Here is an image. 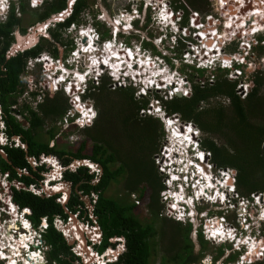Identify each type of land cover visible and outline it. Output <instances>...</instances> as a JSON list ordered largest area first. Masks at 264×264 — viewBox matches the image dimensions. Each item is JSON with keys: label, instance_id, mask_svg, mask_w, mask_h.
I'll use <instances>...</instances> for the list:
<instances>
[{"label": "trees", "instance_id": "trees-1", "mask_svg": "<svg viewBox=\"0 0 264 264\" xmlns=\"http://www.w3.org/2000/svg\"><path fill=\"white\" fill-rule=\"evenodd\" d=\"M67 1L50 0L35 11V14L38 15L39 21H43L52 14L65 10ZM182 1L185 0H176L174 6L184 8ZM186 1L192 9L201 13L211 11L212 0ZM86 5L87 0L73 2L71 13L62 21H58L57 27L51 30L52 44L49 45V42L42 38L38 44L8 59L6 52L13 42L11 32L14 26L20 24V19L14 15V8L11 9L7 21L0 23V102L5 114L9 111L10 104L16 102L18 92L22 91L20 74L23 72L26 59L41 53L44 49L58 56V49L54 43L71 44V42L61 41V32L71 24L79 23L80 13ZM25 8L22 7L23 12L26 11ZM145 45L151 44L145 41ZM233 48H235V42L227 49L232 51ZM101 62L94 58L93 67L98 68L101 64L100 67L105 68ZM107 62L106 58L105 65ZM259 62L261 64L250 74L249 91L244 98L236 93L237 80H229L221 74L212 81L188 78L190 81L188 96L172 95L170 98L163 99L156 91L152 96L160 102L165 114L177 115L183 122L192 123L198 128L200 147L210 153V161L216 167L229 169L235 178L236 191L242 196L253 191H264V150L262 148L264 143V60ZM187 66L194 68L191 65ZM195 68L194 71L198 72L201 78L202 68ZM215 71L223 70L218 68ZM97 88L95 106L98 116L92 125L83 129L86 136L80 141L75 151H54L53 148L48 147L47 143L36 140L31 142L28 151L34 154L54 152L60 156L66 154L78 159L88 158L102 166L103 174L96 186L90 184L93 174H89L87 168L83 166L77 173H67L66 178L73 182L82 181L79 188L84 194H88L90 189L100 190L96 208L100 214L99 221L105 238L126 235L132 253V255L129 254L128 259L135 264L138 260L137 245H139L135 243V239L141 233L138 226L134 224L136 220L131 212L136 204L129 201L124 204L119 199L106 197L104 191L111 181H117L119 177L125 175L123 177L126 179L125 188L128 192L137 191V185L141 184L140 196L147 194L149 209L159 210V191L162 184L152 153L159 150L161 145L163 125L158 117H152L150 113V115L139 116V110H145L150 100H137L134 96V87L118 86L116 91H111L106 83L102 82ZM66 107L67 101L61 91L47 93L45 100L39 103L38 111L30 112L29 122L33 127L40 126L46 119L62 116ZM7 118L14 132L24 133L20 125L15 122V117L9 114ZM48 133L50 138L55 135L53 128H50ZM27 137L30 139L29 135ZM88 140L93 141V144L89 152H85ZM18 153L13 151L12 154L17 157ZM14 160L12 163L14 166H27L23 159L16 162ZM69 160L64 158L63 161L67 163ZM117 160L119 165L111 168L109 164ZM1 165L3 170L10 168L12 174H16L5 161H1ZM25 181L29 182L31 179L27 178ZM12 190L14 201L20 206L29 207L32 211L31 219L34 224L38 222L40 216H51L61 210L52 198H42L30 191ZM71 201L73 204L79 202L78 196ZM125 226L128 228V234H125L126 230L123 229ZM58 235L53 227L45 233V238L53 247L51 258H57L58 254L67 253L68 250L66 242L59 237L61 235ZM140 252H144L146 258L148 252L144 247H140ZM59 260L62 264H71L68 259L59 258ZM260 264H264V260Z\"/></svg>", "mask_w": 264, "mask_h": 264}, {"label": "flooded vegetation", "instance_id": "flooded-vegetation-1", "mask_svg": "<svg viewBox=\"0 0 264 264\" xmlns=\"http://www.w3.org/2000/svg\"><path fill=\"white\" fill-rule=\"evenodd\" d=\"M48 1H45L43 4H40L39 6L33 9H35V11L39 10ZM0 6H2L1 0ZM16 6L18 7V12L23 13V6L26 7L25 9H32L29 7L30 0H14V2L11 4V7L14 8V15L20 19L21 24V18L19 17L20 14L16 15ZM2 10L3 8H1V11ZM127 13L133 14V12L130 13V11ZM0 14V16L6 18V22L10 15V12L8 14H5L4 9L3 12ZM120 14H123V12H120ZM20 24L13 27V30L11 32L13 37L14 30L16 28L21 27ZM110 24H112L111 26L114 27L113 23ZM126 25H129V28H125ZM132 25L133 23L131 18L129 23H122L121 33L125 34L124 37H130L132 34L137 32L135 31ZM80 36V38H76L75 40L79 48L76 50L75 57H72L70 59L72 61H69V63L75 64V66L72 69H69L68 67H66L65 63L59 62V67H57L56 69V72L59 71L60 76H65L61 83L62 85L64 83L65 85H67V82H65L66 79L71 80L72 86L70 89V95H67L71 99V106L69 108H75L76 106L78 111L86 108L84 106V103L88 105V107L90 106V103H86V101H83L80 97V94L85 93V90L81 89V85L86 81L87 76H90L91 74L92 78L90 81L94 82V80H96L97 78L96 75H99V73H97L98 70L100 71L101 75L104 74V71L106 70V68H108V66L105 65L106 58L110 63L112 61H119L122 62V65L128 64L127 62L130 61L127 60L129 59H134L133 61H135L136 63H138L139 61H143L142 58L145 60L147 59V57L145 58V56L143 55H140V58L138 54H134L133 52L129 54L124 53L127 58H123V56H121L123 52H121V50L119 51L117 49L118 47L115 49V43L111 42L110 39L102 40L99 37H93L88 29L83 30L82 35ZM187 40L190 42L193 41L192 36L188 37ZM121 45L126 46L127 49H131L130 46H132L134 50L141 51L142 53L146 52L142 41L139 45L135 43V46H133L132 43L129 44V42L127 41L121 42ZM75 46L76 45L74 44L73 48ZM88 48H90V51H88ZM82 57L85 59V70H82L84 68L79 69V66L77 64L80 59H82ZM94 58L99 59V61H102L101 63L104 64L105 68L100 67L101 64L98 68L95 65V67H93L92 62ZM122 65L121 67L123 68ZM162 65L164 64L162 63ZM127 66L123 68V70H126ZM52 67H54V64L52 65ZM110 68L112 70V67ZM82 73H85V78L81 77V75H83ZM88 90L90 92V87L88 88ZM58 91L65 93L62 90H57L55 92ZM27 94L28 95L26 96L22 95L21 92H18L16 96V102L14 104H10L9 111L6 114L4 113L2 104L0 102V172L1 174L5 175L11 183L14 181L17 183L11 185L10 192L12 198V189H15L16 191H30L34 195L40 196L42 198H52L54 202L58 204L61 208L60 211L53 213L51 216H40L38 222L34 224L31 219L32 211L30 210V208L20 206L13 199V201L19 206L20 209H25V211H23L24 216L27 220L30 221L33 229H41L46 226L43 230H41L42 239L44 243L42 245L37 243L33 239L31 234L30 239L32 238V242L29 243L30 248L33 249L34 252L37 253L39 256L42 255L43 258L47 260V264H62L59 258L68 259L71 264H101L91 259L88 253H86L88 255L86 257L89 258V260H86V257L84 255L81 254L84 257L83 259L81 255L74 251V248L78 241L84 240L86 248L88 246L91 251L98 252V254H102L108 249L111 250L112 253H110L109 256L108 254H104L102 258L104 261L103 264H134L128 259L129 254L132 255V253L129 249L128 237L126 235L122 234L121 236H115L112 238H110L109 236L105 238L104 230L102 229L99 221L100 214L96 208L98 192L100 190L90 189L88 194H84L79 188L82 181L73 182L72 180L66 178L67 173H77L80 167L83 166L87 168L89 174H93V179L92 181H90V184L96 186L99 183L103 174L102 166L98 162L88 158L78 159L66 154L60 156L54 152H40L38 154H34L28 151L31 146L30 144L33 140L47 143L48 147L53 148L54 151H60L64 149H57L55 147V143L49 145V140L52 141L54 136L52 138L49 137L47 141H43L40 139L37 131L38 129L42 130V126L44 125L45 121L40 126L33 127L30 124V112L35 110H33L24 101H28L29 98L35 99L36 93L35 90H31L28 91ZM46 94L44 98H42L41 102L45 100ZM77 101H80L82 106H80V102L77 103ZM18 102H20L21 104H18ZM71 111H73V109H71L70 112ZM9 114L13 117H15V115H19L18 118H15V122L20 125L24 133L14 132L13 127L7 118L9 117ZM88 116L89 115L86 112L84 114V117L86 118ZM27 135L30 136V139L27 137ZM13 151L19 152L17 157L12 154ZM64 158H69L70 160L65 163L63 161ZM13 159H15L14 162L23 159L26 162L27 166H14L12 165ZM79 160L86 161V164H78L76 166L72 165L74 161ZM1 161H5L8 165H10L16 174L13 175L10 168H6L5 170H3ZM87 161L91 164H87ZM96 164H99L101 166V171L95 167H92V165ZM210 173L213 176H211ZM210 173L209 177L211 181H213L216 186L218 185L217 188H219L220 184L217 183L215 179L216 175L218 176V172H212L211 170ZM27 178L31 179V181L26 182L25 180ZM94 180H97V182L94 183ZM163 180L165 181V179ZM66 182L70 183L68 191H66V188L64 186V183ZM140 187L141 184L137 185V195L134 193L135 191L131 192V197L137 198L134 199L136 206L133 207L131 210L134 219L136 220L134 221V224L138 226V229L141 231L138 238L135 239V243L139 244L137 245L138 260L135 264H233L239 257V250L233 246L234 239L226 240L224 238H220V240H215L211 237H208L207 234L204 232L205 224L207 225L210 222H206V218L208 215H211L212 218H216L219 221L220 224L218 225V227L221 229L223 234H226L227 232L229 234H232V231H236V229L240 231L241 224L237 221V217L234 218V226H230L229 224L230 227L234 228L233 230H231V228L227 227V224L225 223V216L229 213L225 214V212L219 210L215 211L214 207L210 206H204L201 209L198 208L196 218L193 219L169 218L163 216L164 214H162V212H159V210L151 211L149 208L148 209L150 211V214L146 216H141L140 212L138 213L136 212V210L143 209L144 204L141 201L148 199V196L147 194L144 196H140ZM208 189L214 191L212 187ZM208 189L206 190L209 191ZM75 196H78L79 202L73 204L71 200ZM82 196H87L89 199V203L85 202L82 199ZM1 205H3V203L0 202V206ZM208 210H211L212 212L206 214L205 212H208ZM1 213H3V210L0 208V222L2 219L5 220V217H1ZM227 219L228 222H230V214L228 215ZM7 226L9 229L13 228L14 230H24L20 222L15 223L14 225L8 224ZM51 227H53L55 231L59 235H61L58 236L61 237L68 246L67 253L58 254L57 258H51L50 255L53 251V247L52 244H50L45 238V233ZM123 229L126 230L125 234H128V228L125 226V228ZM80 231H82V234H79ZM29 232L31 233V230H29ZM2 239L5 242L6 237L3 236ZM108 239L109 241H107ZM44 244L46 246V249L43 248ZM100 246H103L101 253L98 251ZM140 247H144L147 250L148 254L146 258L144 256V252H140ZM37 249L39 251H37ZM235 255L237 258L235 257ZM0 264H2L1 258Z\"/></svg>", "mask_w": 264, "mask_h": 264}, {"label": "built area", "instance_id": "built-area-1", "mask_svg": "<svg viewBox=\"0 0 264 264\" xmlns=\"http://www.w3.org/2000/svg\"><path fill=\"white\" fill-rule=\"evenodd\" d=\"M45 1L48 0H30L29 7L33 9L43 4ZM74 1L75 0H73V2ZM175 1L176 0H130V2L135 4L142 2V7L145 6L147 9H152L150 12L153 13V19L160 21V25H162L161 29L164 27L163 32L165 31V27H167V23H170L173 34L172 42L177 45L179 38V40L181 39L187 44L184 50L185 52L182 54L185 61H190V59L195 57L200 61L212 62L214 58H218L222 70L228 72L226 77L229 80H237L236 93L241 98H244L249 91L248 78L252 70L260 64L259 61L264 60V0H212V9L207 13H201L198 10L192 9L185 1H182L184 8H176L174 6ZM141 6L138 7L139 10ZM1 8L4 7L0 6V9ZM3 10L0 11V13H2ZM15 11L18 12L17 6L15 7ZM159 11L161 13L158 14ZM83 14H85L84 11L80 13L81 16H83ZM138 14V10L134 8L132 16ZM170 18L172 20H170ZM74 25L71 24L67 29L73 28ZM81 31L83 30H80V32ZM190 36L193 38L191 42L187 40ZM73 38L76 39L80 37L75 35ZM160 40L161 38L159 37L158 41ZM233 42H235V48L229 51L227 48ZM211 44L216 47L215 51L211 53L214 56L206 55L207 49L204 47V45L210 46ZM258 50L263 54L260 57L256 56ZM75 53L76 50L71 51L72 57H75ZM188 56H192V58L187 59ZM69 61L70 59L66 58V62ZM59 62L64 63L61 57H55L48 51H44L43 53L26 59L23 72L20 74V79L22 81V91L20 92L22 95L27 96L28 91L35 90L36 98H29L28 101H24L33 110L38 111L39 103L48 92L53 93L57 90H63L67 95H70L72 86L71 80H65L67 85H65V83L59 85V81L57 80L60 76L59 71L56 72L57 67H59ZM38 63H40V65H38ZM53 64L54 67H52ZM199 64L201 65L202 63ZM36 70H40V76L38 77L34 74ZM26 85L29 86V89L26 88ZM83 87L84 84L81 85L82 90ZM79 102L80 101H77V103ZM86 103L90 102L86 101ZM18 104L21 103L18 102ZM89 105L88 107V105L84 103L86 108L80 110L82 111V116L76 117L73 120H77V123L80 124L78 125L79 127H82L81 124L92 122L94 118L92 114L96 113L95 108L91 104ZM80 106H82L81 102ZM75 109L77 110L76 106ZM69 111L70 109L67 111L68 114L66 116V121L68 122V116H71L70 114L73 113V111ZM86 112L89 116L85 118L84 114ZM18 117L19 115H15V118ZM262 148L264 150V143L262 144ZM206 154L210 156L208 151H206ZM208 167L213 169L215 165L208 162ZM217 171L221 174L219 177L223 176L224 173L230 174L225 176L231 177L232 184H230L228 188L232 190V197L238 199L237 217L239 218V223L243 225L242 229H244V231L246 229L250 230L249 226L252 224V232L256 236L255 239H257L260 244L257 248H253L252 255L247 256L250 252L247 248L243 252H239V257L233 264H260V262L264 260V215H262V213H264V191H253L246 196H242L236 191L235 178L229 169L219 168ZM220 181L221 180H216V182L220 184L219 186H222L223 182L221 183ZM14 184L17 183L15 181L11 183L7 177L0 172V202L3 203L0 208L3 210L1 217H5V220L2 219L0 222V258L2 264H47V260L44 259L42 255L39 256L35 253L29 245V243L32 242V238L30 239L31 234L37 243L40 245L44 243L41 230L46 226L41 229L32 228L30 221L24 216L23 211H25V209H20L13 201L10 189L11 185ZM163 198L165 199L166 196L164 195ZM230 200L229 198L227 199V201H229L228 206L232 207L234 204ZM253 206L258 208L257 220L255 222L249 220L253 211ZM175 218L180 219L182 215L178 213ZM18 222L21 223L24 230L9 229L7 226L8 224L14 225ZM215 225L217 226V224ZM218 229L221 230L219 227ZM233 229L234 228L231 227V230ZM29 230H31V233ZM212 231H215V229L211 228L208 230L206 226H204V232L208 237L220 240L221 234H215L212 233ZM232 232L231 235L227 233L229 237L228 240L234 237L233 246L235 248L239 250L243 243L248 244L249 237L244 236L240 238L238 235L241 234V231L238 235L235 230ZM3 236L6 237L5 242L2 239ZM43 248L46 249L45 244ZM78 249L79 241L74 251L81 255ZM37 251L39 250L37 249ZM110 253L112 252L109 249L102 254H98V252L91 251L88 248L90 257L101 264L104 263L102 259L104 254H108L109 256Z\"/></svg>", "mask_w": 264, "mask_h": 264}, {"label": "rangeland", "instance_id": "rangeland-1", "mask_svg": "<svg viewBox=\"0 0 264 264\" xmlns=\"http://www.w3.org/2000/svg\"><path fill=\"white\" fill-rule=\"evenodd\" d=\"M182 4H183V2H182ZM141 5H142V2L135 4V3L130 2V0H87V5H86L85 9L83 10L85 12V14H83V16L80 15L79 23L74 25V27L77 28V31H75V29L71 30L72 29V27H71L69 29L66 28L67 30L61 32V37H62L61 41L63 43L71 42V44L70 45L69 44L63 45L60 42L54 43V45L58 49V56L61 57L63 61L66 58H69V59L72 58V56H71V51L73 50L72 42L76 43V41H75L76 39L73 37L75 35L77 37H81L80 34H78V29L84 28V29H91L92 30L91 34L93 37H96V38L99 37L102 40L110 39L111 42L115 43V49L118 47L117 49L119 51L121 50V52H123V54H121V56H123V58L127 57L125 54H129V53L133 52L134 54L143 55V56H145V58L147 57V59L145 61H147L148 64H150V66H152V67H150V66L149 67L151 69L153 68L152 70H154V71L156 68L158 69L159 65L164 66V67H168V69H165V70H166V73H170V72L174 73V81H173L174 85L171 86L170 90L162 89L161 91H157L158 94H160L163 99L170 98L171 97L170 95H172V93L174 94L173 91L175 88L181 89V93H182L181 96H184L185 94H186L185 96H188L190 94V81L188 78H194L196 80L207 79V81H212L219 74H221L223 77H226V75L228 73L227 71H221V72L214 71L216 68L215 67L216 66L215 61H214L215 58L213 59L212 62H207V61H200L198 58H195V57L192 58V56H188L187 59H189V58H192V59H190V61H185L182 57V54H183V52H185L184 50L187 47V44L184 43L181 39L179 40V38L177 41V45L174 42H172L173 41L172 38L168 39V40H164L163 35H160V33H162V31L164 30V27L161 29L162 25H160V21L153 19V17H154L153 13L150 12V11H152V9H147V8H145V6L142 7ZM140 6H141V8L139 10L138 7H140ZM134 8H136L138 10L139 17H140V19L136 23H133V25H132L134 27V29L136 28L135 31H137V32L132 34L130 37H128V36L124 37L125 34H123L121 32L117 33V28L120 27L119 24H121V27H122L123 22L129 23L130 18L133 16H132V14H129L127 12L130 11V13H132ZM210 9H212L211 5H210ZM125 11H127V12H125ZM120 12H123V14H120ZM159 13H161V12L159 11L158 14ZM16 15H19V17L21 18V24H20L21 27L16 28L14 30L13 42L11 43V45L13 43H15V40L17 37H19L20 35H22V36L27 35L28 33L31 32V30L34 31L33 29L35 28L38 36H37L34 44H32L30 47H33L34 45L41 42V39L43 37H45V39L49 42V45L52 44L53 40L51 38V30L55 29L57 27L56 26L57 22L63 18V17H59L57 14H52L47 19H45L43 21H39L38 15L35 14V9H29V8L26 9V11L23 13L17 12ZM54 15H56L55 18L53 17ZM100 16L102 17V19ZM113 20H115V21H113ZM110 23L114 24L115 29L113 26H111L112 24H110ZM38 25H43V27L41 29H37ZM121 27H120V29H122ZM125 28H129V25H126ZM137 29L140 30V33H138L139 31ZM81 33H82V31H81ZM158 36H160V38L162 40L160 43H158V39H159ZM123 41L129 42V44L132 43L133 46H135V43L139 45L140 42L142 41L143 45L145 47L144 49L146 50V52L142 53L141 51L134 50V48L132 46H130L131 49H127L126 46L121 45V42H123ZM145 41L149 42L151 45H145ZM75 45L77 47V44H75ZM101 45H102V43H101ZM204 47L208 51L209 46H204ZM44 50H47V49H44ZM160 52L162 54H165V56L162 55ZM261 55H263V54H261V51L258 50L256 52V56L260 57ZM157 56H158V60H157ZM161 61L164 65H162ZM84 63H85V59L82 57V59H80V61L77 63L79 66V69L84 68ZM186 63L192 64L195 67L202 68L203 72H202L201 78H199L198 72L194 71L195 67L194 66H193L194 68L188 67L186 65ZM199 63H202V64L200 65ZM127 65H130V68H128V70L130 72L132 70V71H135L134 74L139 75L136 80L140 79L143 81H150V82L154 81L155 79L159 80L160 78L162 80H164L163 76H158V77L153 78V76H151V74H149V69H146V73L145 72L143 73L141 67L138 66L135 61H130V63L124 65L123 68H125ZM68 66L70 69H72L75 66V64L69 63ZM255 71H254V73H256ZM97 73H99V75H96L97 79L94 80V82L89 81V82L84 83L83 90H85V93L80 94V97L83 101H89L90 104L95 108L96 115L94 116L92 122H90L88 124H81L82 128H80L78 126L80 124L77 123V120L72 121L71 118L77 116V111L74 110L73 108H69L71 106V103H70L71 99H70V97L67 96V94L63 93V96L67 101L66 111L62 116L56 117L55 118L56 120L51 119V118L46 119L44 125L42 126L43 127L42 130L38 129V131H37L41 140L47 141L49 139L48 131L50 128H53L55 135H54V138L52 139V141L49 140V145H51L52 143H55V147L57 149H64V150H68V151H75L76 150V148L79 146L80 141L82 139H84L86 136L84 134V130H83L84 127H86L87 125H92L98 116V110L95 106L96 101H97V98H96V92L98 91L97 87H99L101 85V83L104 82V83H106L109 90L116 91V89H117L116 87H118V86L123 87L126 85L125 81L121 80V78H117L118 76L115 77L118 80V83L115 82L114 84L111 85L110 83H111V81H113V79L109 78L108 77L109 75L107 76L106 71H105V74H103V75L100 74V71H98ZM34 74L36 75V77L40 76V70L39 71L36 70L34 72ZM150 76H151V78H150ZM133 78H134V76H133ZM249 78H250V76H249ZM249 78H248V80H249ZM135 83L138 84V82H135ZM127 84H131V83L128 82ZM89 87H90V92L88 90ZM26 88L29 89V86L26 85ZM134 89H135V87H134ZM134 91H135L134 96L136 97L137 100H139V101H142L144 99L150 100L145 110H141V109L139 110V116L150 115L149 113H154L152 106L156 107L158 105H161L160 102H158L157 104L154 103L156 100L152 96L156 93L155 91L146 92L145 96L140 95L138 90H134ZM166 91H169L170 93L167 94ZM53 93H55V92H53ZM142 93H144V92L142 91ZM175 95H176V93H175ZM68 108L70 110L71 109L74 110V112L70 114L71 116H68L69 122L66 121V116L68 114L67 111L69 110ZM156 110H158V108ZM163 111H164V109L162 107L160 114L163 113ZM156 114H158V113H155V114H153V116L152 115L151 116L157 118ZM176 118H178L180 123L183 122L178 116ZM169 119L173 120L171 118H169ZM159 121H160V119H159ZM155 125L157 127V123H155ZM170 126L173 127V128H171L172 130L176 129L177 132L179 134H181L178 131V127L175 123L171 124ZM189 127L190 126L188 125L186 128H189ZM186 128L182 127V130L187 131ZM166 129H167V126H166ZM162 134H161V145L159 147V150L152 153L154 165L157 167L161 181H163V178L165 176V175L161 174L163 172H160L161 170L159 169V166H161V165L165 167V160H164L165 157H164V155L163 156L161 155V150L164 149V148L162 149V146L168 145L170 150L169 151L166 150V152H169V153H171L173 151V147L176 146L174 148L173 153L176 155L180 153L178 151L179 146L176 144L173 145V141L171 138L172 136L169 135V137H168L167 131L165 132L164 130H163ZM171 135H173V132L171 133ZM168 138H169V141H167ZM92 144H93V141L88 140V142L85 145L84 151L89 152V150L92 147ZM172 156L173 155H170L169 157H172ZM161 157H164V158H161ZM177 157H179V156L177 155L176 157H173L172 159L175 160ZM182 157L183 156L179 157V162H174L173 165L176 167H179L178 164L181 163ZM202 157H203V155L201 153L200 158H202ZM197 159L199 160L198 157H197ZM186 160L182 159V163ZM175 164H177V165H175ZM194 164H191V167ZM72 165H74V163ZM118 165H119L118 160L109 164V166L111 168H115ZM168 165H170V163H168ZM173 165H171V166H173ZM195 165L197 166V164H195ZM74 166H76V165H74ZM205 169H201V170L203 171ZM218 169L219 168L216 166L213 167V169L211 168L212 172H215ZM165 171H168V168L165 169ZM195 172L198 173V170ZM219 175H221V174L218 172V176L216 175V180H221L220 182L224 183V180H225L224 176L230 175V174L224 173V175L221 176L222 178L219 177ZM123 176H125V175H123ZM123 176L119 177L117 179V181L111 182L110 185L108 186V188L106 189L104 195L106 197H110L113 199H119L122 201V203L127 204V201L134 202V199H137V198H132L131 193L125 189L126 179ZM211 176H213V175H211ZM211 183H213V182L211 181ZM171 187H172V189H168V193L175 194V192L173 191L174 185H172ZM160 192L161 191H159V205H160L159 212H162V214H164L163 216H165V217L175 218V217H173V216H175L174 211L173 212H170V210L168 211V209H170L168 207V205H169L168 200L164 201ZM134 193L137 195L138 191H135ZM186 194L189 195V193L187 191H186ZM230 201L234 204V201L237 203L238 199L235 198V199H231ZM141 202L144 204L143 209L142 210L137 209L136 212H138V213L140 212L141 216L149 215L150 211L148 209L149 208L148 207V199H145ZM197 204H200L199 209H201L204 206H209V204L202 202L200 200L197 201ZM252 208H253V211L251 213L249 220L250 221L252 220L255 222L257 220L256 216L258 213L257 212L258 208H256V206H253ZM179 210H180V208L177 209V212H179ZM234 211L236 212V215H237V206H235L234 209L228 210V213L231 215L230 222H228V219H227L229 214H226V216H225V219H226L225 223L227 224V227H230L231 225L234 226V221H235V219L233 217ZM210 212H212V211L209 210L208 212L206 211L205 213L207 214ZM262 215H264V213H262ZM182 218L186 219V216H182ZM208 221H211L214 224H218V220L216 218H212L211 215L207 216L206 222H208ZM237 221L239 222L238 217H237ZM229 224H230V226H229ZM251 225L249 226L250 230L246 229L245 231L241 230L243 228V225H241V227H240L241 234L240 235L237 234L240 231H238L235 228L237 231L236 234L240 238L244 237V236H247L250 238V239H248V244L243 243V245L240 246L239 252H243L246 248L249 247L250 244H253L254 249L260 245L258 243L257 239H255L256 236L252 232ZM255 243H257V244H255ZM261 244H262V242H261ZM263 246H264V244H263ZM102 249H103V246H100L98 251L101 253ZM235 257H236V255H235Z\"/></svg>", "mask_w": 264, "mask_h": 264}, {"label": "clouds", "instance_id": "clouds-1", "mask_svg": "<svg viewBox=\"0 0 264 264\" xmlns=\"http://www.w3.org/2000/svg\"><path fill=\"white\" fill-rule=\"evenodd\" d=\"M14 2V0H1V5L4 7L3 9H5V14H8L10 11H11V9L13 8V7H11V4ZM102 19V18H101ZM140 19V17H139V14L138 15H135V16H133V17H131V20H132V23H136L138 20ZM5 20H6V18H3L2 16H0V23H4L5 22ZM170 20H172L171 18H170ZM75 29V31H77V28L76 27H73L72 28V30H74ZM136 29V28H135ZM80 30H85L84 28H79L78 29V34H82L81 32H80ZM89 31H90V33H91V29H88ZM138 30V29H137ZM139 31V30H138ZM118 32H122V29H120V27L117 29V33ZM139 33V32H138ZM92 35V34H91ZM160 35H163V38H164V40H168V39H171L172 38V28H170V23L168 22V24H167V27H165V31L163 32L162 31V33H160ZM158 37H160V36H158ZM98 38V37H97ZM144 40V39H143ZM162 40H160V41H158V43H160ZM108 42V41H107ZM75 43V42H74ZM74 43L72 42V44L74 45ZM76 44V43H75ZM79 47L77 46H75L74 48H73V50H77ZM72 50V51H73ZM44 51H46V50H44ZM44 51H42L41 53H43ZM49 52V51H48ZM161 53V52H160ZM40 54V53H39ZM53 55V54H52ZM164 56H165V54H163ZM54 56V55H53ZM72 56V55H71ZM55 57H58V56H55ZM63 61V60H62ZM72 61V60H71ZM64 63H65V65H66V67H68L69 68V62H66V59L64 60ZM138 66H139V63H136ZM38 65H40V63H38ZM186 65H191V66H194V65H192V64H189V63H186ZM215 67L218 69V68H220V69H222V66H221V64H220V60H218V58H216L215 59ZM195 67V66H194ZM128 68H130V65H128L127 66V69L126 70H123V68H119V74L121 75L119 78H121V80H123V81H125V83H126V85L128 86V85H131L132 87H135V90H138V92L140 93V95H146V92H151V91H161L162 89H166V88H160L161 87V85H163V86H165L164 84V81H162L161 80V78L159 79V80H154V81H152L153 83H155L156 85L158 84L159 86V88H157V87H155L154 85H151L150 84V81H143V80H140V79H138V80H136V79H134L133 78V75L131 74V72H129L128 71ZM197 68V67H196ZM216 68H215V70H216ZM70 69V68H69ZM82 70H85V68L84 69H82ZM104 74H105V71H104ZM107 74V76L109 77V78H112L113 79V81H111V84H114L115 82H117L118 83V80L115 78V77H117V76H114L113 74H111L110 75V73H106ZM139 75L137 74V77H138ZM91 78H92V74L90 75V76H87V79H86V81L85 82H89L90 80H91ZM118 78V77H117ZM150 78H151V76H150ZM153 78H155V77H153ZM97 79V78H96ZM84 82V83H85ZM128 82H130L131 84H127ZM135 82H138V84H136ZM83 83V84H84ZM171 88V87H170ZM170 90V89H169ZM142 91L144 92V93H142ZM166 93L168 94V93H170L169 91H166ZM175 93H176V88L174 89V94L172 93V95H175ZM172 95H170V96H172ZM159 101L158 100H156L154 103L155 104H157ZM153 107V112L154 113H150V114H155V113H158V114H156V116L160 119V121H161V123H162V125H163V130L166 132L167 131V133H168V129H166V126H167V121L168 120H170L169 118H175L174 120H170L171 122H170V125L171 124H173V123H175L176 125H177V127H178V130H180V132H181V128L180 127H182V125H184V124H190L192 127H194L195 128V130H196V132L194 133V130H193V133L192 134H187L186 133V136H185V139L183 140V142H184V147H185V153H186V155H188L187 157H188V160H186V161H184L183 163H180V164H178L179 165V169H177L176 170V172H175V176H176V178H174V180H175V182H177V183H173L172 185H174V192H177V187H176V185H180V191H179V194L180 195H183V193H184V191H187L188 193H189V195L192 193L191 192V190H190V188H192V186H193V181H192V178L193 177H195V175H194V173H193V170H195V171H197V168L193 165L192 167H191V165H189L188 167H186V164H187V161L188 162H194V163H196V164H199L200 163V167H202V169H205L206 168V170H208L209 171V173H210V170H211V168H209L208 167V162H211L210 161V156H208V154H206V150H203L201 147H200V141H199V134H200V132H199V130H198V128H196L192 123H189V122H182V123H180L179 122V120H178V118H176V117H173L174 115H168V116H166V114H165V112L163 111V113H161L160 114V112H161V105H158V106H156V107H154V106H152ZM158 108V110H156ZM74 110H76L75 108H73ZM74 110H73V112H74ZM77 111V116H75V117H72L71 118V120L73 121L76 117H81L82 116V111H78V110H76ZM93 116H95L96 115V113H93L92 114ZM179 124V125H178ZM87 126H90V125H87ZM86 126V127H87ZM80 128H82V127H80ZM85 128V127H84ZM189 131H190V129H189ZM182 132H183V130H182ZM192 135V136H191ZM190 140H193V142L191 143V147H189L188 145H187V143L190 141ZM167 141H169V138H168V140ZM167 146V145H166ZM165 146H162V149L164 148ZM202 152V154H203V157L204 158H199V160H197V157H199V153H201ZM161 155L163 156L164 155V149L163 150H161ZM161 158H163V157H161ZM166 163V162H165ZM173 167H176V166H171V165H166L165 164V167L164 166H159V169L161 170L160 172H163V173H161L162 175H165L164 176V178L163 179H165V181L163 180L162 181V190H160L161 192V196H162V198H163V196L165 195H167L168 194V189H172V187H169V188H167L168 187V184L166 183V180L168 179L167 178V176H168V174H169V172H167V171H165V169H167L168 168V170L170 169V168H173ZM211 174V173H210ZM212 175V174H211ZM170 177H171V175H170ZM222 178V177H221ZM224 191H225V196L224 197H228L229 199H235V197H232V190L230 189V188H228V186L230 185V184H232V180H231V177H226V176H224ZM164 187V188H163ZM220 188H221V186H220ZM191 198H192V205L191 206H189V205H187V204H185L184 205V208H186V209H180L179 210V212H177V210L174 212V214H175V216L178 214V213H180V212H182L183 210L185 211V215H183V216H186V219H188V218H191V219H193V218H196V214H197V211H198V208H199V206H200V204H197V201H199L200 199L198 198V197H196V196H191ZM223 199L224 198H219V200H221V201H219V203L218 204H215V202H213L212 200H203L202 202H205V203H207V204H209V206L210 207H214V209H215V211L216 210H219V211H222V212H225V214L226 213H228V210H230V209H234L235 207H233V208H224L223 206H221V203H222V201H223ZM163 200L164 201H166L164 198H163ZM201 201V200H200ZM196 205V206H195ZM234 205L235 206H237V203L234 201ZM168 211H169V209H168ZM209 211V210H208ZM174 216V217H175ZM233 217L234 218H236L237 217V215H236V212L234 211L233 212ZM180 219H183V218H180ZM264 221V220H263ZM243 231H244V229H242ZM228 233V232H227ZM222 234L221 235V238H224V239H229V237H228V234ZM231 235V234H230ZM232 239H234V238H232ZM234 241V240H233Z\"/></svg>", "mask_w": 264, "mask_h": 264}, {"label": "bare ground", "instance_id": "bare-ground-1", "mask_svg": "<svg viewBox=\"0 0 264 264\" xmlns=\"http://www.w3.org/2000/svg\"><path fill=\"white\" fill-rule=\"evenodd\" d=\"M2 4V3H1ZM0 11H1V9H0ZM168 24V23H167ZM119 26L121 27V25L119 24ZM43 27V25H38L37 26V29H41ZM37 31L36 30H34V31H32L31 30V32L30 33H28L27 35H25V36H19V38H18V41H17V44H19L18 46H29L30 44H33L35 41H36V38H37ZM21 37V38H20ZM205 46V45H204ZM212 45H210L208 48V51L206 52V55H210V56H214L213 54H211L212 52H214L215 51V46H212ZM89 49V48H88ZM201 53H202V51H201ZM132 57V56H131ZM135 57H137V56H135ZM139 57H140V55H139ZM127 58V57H126ZM141 58V57H140ZM132 59V58H131ZM134 60V59H133ZM133 60H127V61H133ZM142 60L143 61H139L138 63H139V66L141 67V69H142V71H143V73L145 72L146 73V69H149V74H151V76H153V77H158V76H163L164 77V80H162V81H164V85L165 86H163V85H161V87L160 88H166L167 90H169L170 89V87L171 86H173L174 85V83H173V81H174V73H171L170 71V73H166V70L165 69H168V67H164V66H161V65H159L158 66V69L156 68L155 69V71L154 70H152L150 67H152V66H150V64H148V62L147 61H144L145 59H143L142 58ZM126 61V62H127ZM122 62H115V61H112L111 63L108 61L107 62V66H108V68H106V72L107 73H110V75L111 74H113L114 76H118V78L120 77V74H119V68H122L121 67V64ZM124 63V62H123ZM127 63H130V62H127ZM122 66H124V65H122ZM150 66V67H149ZM110 67H112V70H111V68ZM162 68V69H161ZM151 69V70H150ZM88 70V69H87ZM64 71V70H63ZM129 71V70H128ZM151 71V72H150ZM130 72V71H129ZM135 73V71H132L131 70V74L134 76V79H137V74H134ZM83 75H81V77L82 78H85V73H82ZM65 76H60L59 78H57V80L59 81V84H61L62 83V81H63V78H64ZM160 78V77H159ZM55 81V80H54ZM157 86H159L158 84H157ZM182 87V86H181ZM174 92V91H173ZM177 93H180V94H182L181 93V89L179 88V89H176V95H177ZM171 119H175V118H171ZM170 120H168L167 121V129H168V137H169V135L170 136H172L171 138H172V141H173V145L174 144H176V145H178L179 147V152L181 153H179V154H177L179 157H181V156H183L182 158H181V163H182V159H187L188 160V155H186V153H185V147H184V142H183V140L185 139V136H186V133L187 134H192L193 133V130H194V133L196 132V130H195V128L194 127H192L190 124H188L190 127L189 128H186L188 125L187 124H184V125H182V127H184V128H186V130L187 131H185V130H183V132H182V127H181V132H180V130H178L181 134H179L178 132H177V130L176 129H171V128H173V127H171L170 126ZM189 129H190V131H189ZM171 130V131H170ZM173 132V135H171V133ZM192 136V135H191ZM193 142V140H190L188 143H187V145L189 146V147H191V143ZM176 146H174L173 147V151H174V148H175ZM166 150H170V148L168 147V145L167 146H165L164 147V156H165V164H167L168 165V163H170V165H173L174 164V162H179V157H177L175 160H173L172 158L173 157H176L177 155L176 154H174L173 153V151L171 152V153H169V152H166ZM177 151V152H178ZM176 152V151H175ZM202 153V152H201ZM201 153H199L200 155H201ZM170 155H173L172 157H169ZM200 155H199V157L198 158H200ZM203 155V154H202ZM168 157V158H167ZM164 158V157H163ZM202 158H204V157H202ZM201 158V159H202ZM169 161H168V160ZM198 160V159H197ZM188 162V161H187ZM180 164V163H179ZM191 164H194V162H188L187 164H186V167H188L189 165H191ZM196 164V163H195ZM194 164V166L197 168V170H198V173H196L195 172V170H193V173H194V175H195V177H193L192 178V181H193V186H192V188H190V190H191V194L190 195H188V194H186V191H184V193H183V195H180L179 194V191H180V185H176V187H177V192H175V194H172V193H168L167 195H166V198H165V200H168V203H169V205H168V207L170 208L169 210H170V212H175L178 208H180V209H186V208H184V205L185 204H187V205H189V206H191L192 205V198H191V196L193 195V196H196V197H198L201 201H203V200H212L213 202H215V204H218L219 203V201H221V200H219V198H224L223 199V201H222V203H221V206H223L224 208H229V206H228V203H229V201H227V199H228V197H224L225 195V191L223 190L224 189V184H222V186H221V188L219 187V188H217L218 186H216L215 184H213V183H211V179H210V177H209V173H208V171H205V170H201L202 169V167H200L201 165L200 164H197V166ZM175 165H177V164H175ZM92 167H94L93 165H92ZM180 167H173V168H170L167 172H169V174H168V176H167V180H166V183L168 184V187L167 188H169V187H171L172 186V184L173 183H177V182H175V180H174V178H176V174H175V172H176V170L177 169H179ZM170 175H171V177H170ZM213 182V181H212ZM222 183V182H221ZM209 185V186H208ZM212 187V189H214V191H211V190H209L208 188H211ZM223 188V189H222ZM206 189H208L209 191H207ZM171 192V191H170ZM233 207H235V205L234 206H232V207H230V208H233ZM179 214H181L182 216L183 215H185V211L183 210L182 212H180ZM220 223H219V221H218V224H217V226L214 224V223H212L211 221L207 224V225H205L206 226V229H211V228H214L215 229V231H212V233H215V234H218V233H220L221 235L223 234V232L221 231V230H218V225H219ZM224 230H226V229H224ZM253 244H250V246L247 248V249H249V254H247V256L248 255H252V251H253ZM246 256V257H247Z\"/></svg>", "mask_w": 264, "mask_h": 264}, {"label": "water", "instance_id": "water-1", "mask_svg": "<svg viewBox=\"0 0 264 264\" xmlns=\"http://www.w3.org/2000/svg\"><path fill=\"white\" fill-rule=\"evenodd\" d=\"M72 5H73V1L72 0H68L67 1V8L65 9V10H63V11H61V12H59V13H56L59 17H63L60 21H62L66 16H68L70 13H71V10H72ZM66 15V16H65ZM54 18L56 17V15H54L53 16ZM33 30H35V28L33 29ZM20 35V34H19ZM20 36H22V35H20ZM23 36H25V35H23ZM22 36V37H23ZM18 38L19 37H17L16 38V40H15V43H13L12 45H10V47L8 48V50H7V52H6V58L8 59V58H10L11 56H14V55H16L18 52H21V51H24V50H26V49H28V48H31L30 46L32 45V44H30L29 46H18L19 44H17V41H18ZM21 38V37H20ZM34 44V43H33ZM177 96L178 97H180L181 96V94L180 93H177ZM166 116H168L167 114H166ZM173 117H177V115H174ZM77 164H86V161H84V160H79V161H75L74 162V165H77ZM87 164H91L90 162H88L87 161ZM93 164V163H92ZM95 168H97V169H99L100 171H101V166L99 165V164H96V165H93ZM94 183H96L97 182V180H94L93 181ZM64 186H65V188H66V191H68V187L70 186V183L69 182H66V183H64ZM82 199L85 201V202H87V203H89V199H88V197L87 196H82ZM80 229V228H79ZM81 230V229H80ZM79 234H82V231H80L79 232ZM79 252L82 254V255H84L85 257L86 256H88L86 253H88V250H87V248H86V245H85V241L84 240H80L79 241ZM82 252H84V253H82ZM84 258V257H83ZM92 259V258H91ZM86 260H89V258H87L86 257Z\"/></svg>", "mask_w": 264, "mask_h": 264}]
</instances>
